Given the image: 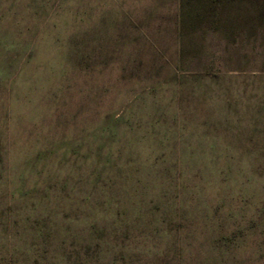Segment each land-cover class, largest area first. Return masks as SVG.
I'll use <instances>...</instances> for the list:
<instances>
[{
  "label": "rangeland",
  "instance_id": "rangeland-1",
  "mask_svg": "<svg viewBox=\"0 0 264 264\" xmlns=\"http://www.w3.org/2000/svg\"><path fill=\"white\" fill-rule=\"evenodd\" d=\"M219 6L0 0V264H264V0Z\"/></svg>",
  "mask_w": 264,
  "mask_h": 264
},
{
  "label": "trees",
  "instance_id": "trees-1",
  "mask_svg": "<svg viewBox=\"0 0 264 264\" xmlns=\"http://www.w3.org/2000/svg\"><path fill=\"white\" fill-rule=\"evenodd\" d=\"M225 0H213L212 4H214V8L210 10V13L205 15V13H201L199 17V13L195 12L191 13L189 10L190 2L188 0H179V28L181 37L188 33H195L196 31L208 32L213 30V26L211 25L213 22L218 23L220 21L219 18V10L220 4H223ZM186 53V47L184 43L181 41L180 44V57L181 63H184V57Z\"/></svg>",
  "mask_w": 264,
  "mask_h": 264
}]
</instances>
